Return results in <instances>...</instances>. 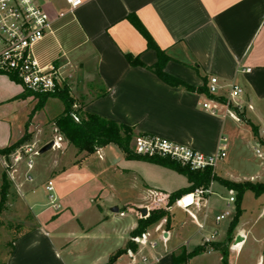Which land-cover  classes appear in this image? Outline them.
Here are the masks:
<instances>
[{"label": "crops", "instance_id": "obj_1", "mask_svg": "<svg viewBox=\"0 0 264 264\" xmlns=\"http://www.w3.org/2000/svg\"><path fill=\"white\" fill-rule=\"evenodd\" d=\"M36 2L50 15L52 25L46 37L34 46L33 54L42 67L54 66L60 71L63 83L71 87L72 97L75 88L81 89L84 112L130 126L134 136H158L206 154L216 152L221 138H227L228 160L220 166V175L217 169L215 174L236 183L245 178L235 169L250 162L249 152L264 147V0H81L74 12L65 0ZM157 48L170 58L165 72L196 88L202 87L205 80L208 87L211 77H217L224 87L221 97L228 94L231 84L242 88L235 109L244 119L236 112V116L228 115L226 108H221L220 115H212L202 108L209 99L206 94L172 87L146 68L131 65L127 59V56L137 57L146 66H153L158 61ZM25 92L18 81L0 74V123H4L2 116L7 114L8 118H14V108L26 106L27 110L23 126L15 135L11 121L5 124L7 132L6 135L0 133V149L19 141L26 131L31 138L25 144L31 145L35 132L42 129L59 137L58 140L48 137L46 143L54 140L61 148H69L54 125L57 117L38 120L50 100H61L50 97L30 120L38 101L34 95L17 99ZM61 103L63 113L65 107ZM246 120L258 129V136ZM111 145L114 144L100 148L97 153ZM123 155L129 161H140L128 159L124 152ZM25 168L28 172L27 166ZM23 175L19 179L14 175L13 182L34 223L13 239V250H9L4 264H130L129 250L147 253L150 264H173V256L183 247L190 252L202 245L205 238L212 237V234L203 235L205 222L198 219L199 214L208 210L210 195L189 211L174 204L170 224L162 219L149 227L148 242L156 243L155 249L135 243V248H129L131 233L139 219H144L140 211L147 207L149 215L155 208H164L170 194L158 193L160 197L155 203L153 200L152 207L143 204L127 205V211L114 209L121 217L131 214V220L124 229L107 228L109 216L103 213L101 206L83 212L72 207L63 209L59 204L58 210L32 212L27 197L33 189L27 186L31 182H26ZM91 202L95 203V199ZM174 207L185 211L197 225L193 236L182 244L179 241L187 233L177 229ZM247 234L243 229L237 231V236L244 239L231 245L229 264H241L237 254ZM199 237L201 242L189 249L190 242ZM113 238L119 245L104 252L103 244ZM158 243H162L163 250L158 251ZM120 250L126 252L111 262ZM217 252L210 250L205 254ZM234 253H237L235 257ZM89 254L93 257L88 262L85 258ZM260 263L261 259L257 264Z\"/></svg>", "mask_w": 264, "mask_h": 264}, {"label": "rangeland", "instance_id": "obj_2", "mask_svg": "<svg viewBox=\"0 0 264 264\" xmlns=\"http://www.w3.org/2000/svg\"><path fill=\"white\" fill-rule=\"evenodd\" d=\"M65 87L70 90V97L74 100L73 109L76 111L80 110L85 105V102L81 101V93L79 92L81 89L75 88L74 98L69 85L63 83L60 88ZM31 96L33 95L28 97ZM36 99L38 101V98ZM62 108L61 101L50 100L44 111L39 115V122L58 117L62 113ZM12 111L16 113L14 118H8L9 114L2 116V121L4 122L0 123L2 125L0 129L2 135H6V125H9L10 121L14 135L23 126L24 115L27 111L26 106L14 108ZM49 133L45 129L36 131L31 140V145L40 151L50 143H46L48 137L58 140L59 137L57 138L56 134H51L50 130ZM134 138L135 136L132 139L131 146ZM17 142L10 146L15 145ZM60 143L63 145V142ZM24 146L27 145L19 146L7 158L0 156V198L4 173L7 175V181L9 182L8 196L4 210L0 215V264H3L10 250L8 243L30 229L34 223L33 215L19 199L15 183L11 177V175H15L19 179L23 172L24 175L27 173L25 166L28 159L23 158L22 161L18 162L15 160V152ZM257 149L258 151L249 152V163L235 169H238L242 175L241 177H245L241 178V182L251 181L264 184V162L262 161L264 160V147L259 146ZM260 153L262 154L260 155ZM85 157V153L80 154L71 145L69 148L62 147L59 149L53 147L43 154L32 157L34 169L30 172V175L33 181L27 185L33 189L27 197V203L32 208V212L38 213L39 211L52 208L49 202V193L46 189L49 182H51L54 187L53 194L57 204H61L63 209L72 207L75 210L90 212L91 208H99L98 206H101L103 213L109 216L110 221L106 225L107 228L117 226V228L124 229L130 222L132 215L128 214L126 217H121L119 215L120 212L116 213L114 209L118 208L119 211H127V205L139 207V205L143 204L152 207L154 206L153 200H155L156 193L172 194L189 186L188 179L175 170L143 160H127L121 149L116 145H111L104 152L95 153L86 157V159ZM223 161L219 162L216 168L218 175H220V166ZM58 163H60L59 167L57 166ZM52 169H57V171L52 172ZM210 188L212 193L210 194L209 208L198 215L199 222H205L206 228L203 235L210 236L217 232L215 240H218L217 242L219 243H228L230 256L231 245L235 243L237 231L243 229L245 233L248 232L247 238L242 244L239 253H234L233 257L237 254L240 257L241 264H257L260 259V264H264V193L261 196H257L254 192L247 191L243 195L241 200L243 214L239 224L232 233L231 240L228 230L235 216L236 203H231L229 199L231 196L236 197V192L229 191L219 182H213ZM94 199L95 203L91 202ZM173 206L169 207L166 203L164 208L171 212ZM63 211V213L66 212V210ZM172 211L175 214L174 220L179 232L187 233L179 241V244H182L185 239L193 236L197 230V225L185 211L176 207ZM227 211L230 212L229 216L217 223L215 221L216 217L225 214ZM64 215H67V213ZM127 237L129 238V234ZM200 242V237L190 242L189 249H193ZM117 245H119V242L113 238L111 241H106L101 249L104 252H108L109 249H113ZM157 249L158 251L164 249L162 243H158ZM169 249L171 250V248ZM91 257L93 255H86L85 261L88 260L89 262ZM221 257L222 254L219 251L211 254L203 253L190 259L187 264H220ZM248 260L250 263L246 262Z\"/></svg>", "mask_w": 264, "mask_h": 264}, {"label": "built area", "instance_id": "obj_3", "mask_svg": "<svg viewBox=\"0 0 264 264\" xmlns=\"http://www.w3.org/2000/svg\"><path fill=\"white\" fill-rule=\"evenodd\" d=\"M70 7V11L81 5V0H65ZM64 13L60 14L63 17ZM52 19L43 6L39 5L36 0H0V74L13 77L25 89V91L33 94L48 95L55 93L63 86L60 71L54 66L42 67L33 54V48L41 42L51 29ZM245 71L250 72V69ZM224 87L220 84L217 77H211L208 83V92L213 98H209L202 104L204 110L209 111L212 115H220L221 108H226V112L230 116H236L235 111L231 108L237 107V99L243 93L242 88L238 85L231 84L228 88V94L221 97L220 91ZM224 98V102L218 100ZM76 122H80L76 114H71ZM53 147L61 148L58 142H54ZM131 150L133 154L147 158L170 159L182 166H187L192 170H205L207 168L216 169L219 162L227 157V138H221L220 146L217 151L211 154L196 151L186 145L162 139L153 135L135 136ZM33 146L27 145L21 147L15 152V160L22 161L27 158L28 172L25 174V181L32 182L30 175L33 169L32 157L39 154ZM12 180L14 175H11ZM49 193L50 206L55 210L60 208L53 194L54 187L51 182L47 185ZM210 189L197 188L193 192L182 196L176 201V205L185 211H189L194 206H199L206 196L211 194ZM160 194H155L154 203ZM229 201L235 203V196H231ZM144 216L142 210L140 215ZM230 212L217 216V223L229 216ZM123 215V214H122ZM200 228H203L200 225ZM205 238L203 244L211 243L215 238ZM149 234L146 232L141 236L132 238L135 244L149 245L151 249H155L156 243L148 242ZM130 264H150L151 258L147 253L128 251Z\"/></svg>", "mask_w": 264, "mask_h": 264}, {"label": "trees", "instance_id": "obj_4", "mask_svg": "<svg viewBox=\"0 0 264 264\" xmlns=\"http://www.w3.org/2000/svg\"><path fill=\"white\" fill-rule=\"evenodd\" d=\"M158 53V61L153 66H146L143 64L139 58H133L131 56H127L130 64L133 66L144 67L147 70L156 74L159 79H161L166 84L172 87L183 88L190 92H198L206 94L209 98H213L208 92L207 80L202 87L196 88L185 81L176 78L167 72H165V67L167 63L170 61V58L166 55L163 50L157 48ZM15 80L13 77H11ZM70 90L65 88H59L55 93L48 95L41 94H33L31 92H26L24 95L19 96L17 99L26 98L29 95H34L38 98V102L32 113L30 114V120L35 115V113L42 109L45 106L46 101L50 97L59 98L64 104V112L55 119L54 125L57 128V132L59 133L61 139H64L68 142L69 145L76 148L80 153H85L86 157L94 155L100 148L108 146L110 144H114L118 146L126 155V157L130 160H143L147 162H151L172 170H175L185 176L189 181V186L179 191H176L170 194L167 197V206H172L176 203L178 199L182 196L193 192L197 188L210 189L213 182H219L221 185L225 186L229 191H235V203H236V212L233 218V221L229 227L228 234L231 235L234 232L235 228L239 224V220L243 214V210L241 208V200L243 195L247 191L254 192L257 196H261L264 193V184L253 183L251 181L246 182H232L229 180H225L219 178L215 174V170L212 168H207L205 170H192L187 166H182L180 163L172 161L170 159H161V158H147L133 154L131 150V142L134 137V129L125 124H119L114 120L106 119L97 114H93L90 112H84L82 109L74 110V100L70 97ZM218 100L224 102V98H218ZM233 111L237 113V115L244 119L242 113H240L237 109L231 108ZM71 114H76L80 122H76ZM246 123L252 127V130L256 136H258V129L251 124L248 120ZM27 125V129H28ZM31 136L27 133L21 138L15 145L8 146L6 148L0 149V156L9 157L16 148L22 146L26 142L30 140ZM8 188L9 182L7 181V175L3 174V185L1 190V198H0V215L4 210V205L6 203V199L8 196ZM162 219L167 220V224H170L171 215L165 208L159 207L151 210L149 216L144 219H139L137 228L131 233V237H138L142 234L146 233L149 227L157 224ZM1 227V222H0ZM14 240L9 242L8 247L10 250H13ZM134 242L130 241L128 244L129 248H135ZM210 250L219 251L222 254V264H228L229 258V246L227 242L219 243V242H211L207 244H202L195 247L192 251L188 252L186 247H183L178 255L173 256V264H187L188 261L194 257H197L203 253H206ZM126 250L118 251L112 258L111 262H114L119 256L124 254ZM4 264V263H3Z\"/></svg>", "mask_w": 264, "mask_h": 264}, {"label": "water", "instance_id": "obj_5", "mask_svg": "<svg viewBox=\"0 0 264 264\" xmlns=\"http://www.w3.org/2000/svg\"><path fill=\"white\" fill-rule=\"evenodd\" d=\"M54 145V142H50L49 144H47L44 148H42L39 152V154H43L45 152H47L48 150H50ZM142 213L143 215L145 216L147 214V209L144 208L142 209ZM243 237L242 236H237L236 237V240H235V243L238 244V243H241L243 241Z\"/></svg>", "mask_w": 264, "mask_h": 264}]
</instances>
